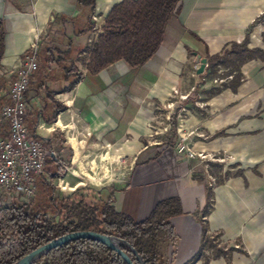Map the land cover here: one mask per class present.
I'll use <instances>...</instances> for the list:
<instances>
[{"label":"crops","instance_id":"obj_1","mask_svg":"<svg viewBox=\"0 0 264 264\" xmlns=\"http://www.w3.org/2000/svg\"><path fill=\"white\" fill-rule=\"evenodd\" d=\"M189 1L181 0L177 11L181 12L184 4ZM213 1L217 3H209H214ZM253 2L258 1L208 0L210 8L216 5L211 19L223 18L231 12L232 6L237 7L240 27L245 28L254 16L252 13L255 9L249 5ZM179 12H175L169 20L161 47L146 63L137 69H130L126 64L125 70L115 62L95 75H84L70 91L55 95V98L66 108L57 114L53 123L46 121L50 117L51 110L45 111L44 116L40 113L43 97L29 93L27 99L31 107L25 117V124L37 138L43 141L57 158L60 157L63 161L69 160V164L77 162L86 146L104 147L108 150L112 147L114 152L122 154L135 151L138 160L128 172L125 182L122 185L104 186L100 189H103L105 194L107 192L111 194L112 203L117 210L130 214L135 220L144 219L158 201L178 196L184 215L172 220L180 238L176 249V264H179L178 255L182 260L192 253L196 246L199 247L201 224L198 233L193 221L200 218L204 223V217L194 214L204 207L206 196L200 181L191 176L190 164L183 160L186 154L178 153L174 144L161 145L159 142L145 140L143 137H146L147 131L144 125L151 123L147 118H156L154 109H158L159 104L162 105L169 94L177 92V70L186 65L187 55L199 54L206 58V55L201 53V44L204 51L207 48L211 53H217L222 48L217 52L212 51L197 33L185 28L182 21L173 22V18H176ZM60 26L62 27L61 24ZM5 27L8 33L6 21ZM64 27L72 43L81 46L82 38L88 32L75 35L72 30L69 31L68 26ZM250 36L252 43L248 46L264 50V45L253 43L254 39H257L256 33L253 32ZM12 61L13 58L4 60L3 56L1 63L5 66H14ZM206 65L207 61L205 67ZM79 70L85 73V68ZM240 73L242 78L235 90L222 88L218 93H213L201 102L195 101L193 96L197 94L199 87L207 89L205 86L207 82H197L185 93L182 107L180 105L182 109L192 105L193 108L205 110L203 111L205 115L201 119L190 116L185 121L189 128L181 132L182 137L193 143V149L197 147V150L203 153L206 148L202 138L208 137L213 138L214 146L222 148L226 138L223 136L224 133L234 134V145L237 146V142L244 140L241 133L258 128L264 129V60L257 58L245 61L240 66ZM59 83V81L54 83L47 81V86L57 87ZM188 98L192 100H187ZM167 107L171 106L167 105ZM258 108L263 111L256 112ZM174 119L173 116L171 122L173 129L176 128ZM40 125L43 127L39 128ZM227 126H232L229 128L231 132L227 131ZM130 136L133 137L134 142L141 144V140H145L146 143L142 148L132 146L127 139ZM256 151L255 143L245 152L241 148H236L235 154L244 153L251 156L257 155ZM90 155L91 153L87 152L83 156ZM101 160H106V157L102 155ZM91 164L95 166L96 162L92 161ZM78 169L81 170L82 175L96 184L105 179L108 172L104 164L100 167L105 175L102 177L97 173L87 172L81 162L78 164ZM71 174L78 176L76 170L71 169ZM82 183L78 181L75 187H80L78 185ZM60 186L62 189H73L64 181H60ZM208 215L206 216L209 217ZM259 240L261 241V237Z\"/></svg>","mask_w":264,"mask_h":264},{"label":"trees","instance_id":"obj_2","mask_svg":"<svg viewBox=\"0 0 264 264\" xmlns=\"http://www.w3.org/2000/svg\"><path fill=\"white\" fill-rule=\"evenodd\" d=\"M77 2L81 13L78 17L63 15L59 19L61 37L38 44L40 62L25 91L26 97L29 93L43 97L41 115L51 110L47 123H53L57 114L66 108L55 95L70 91L84 75H95L117 61H124L130 69H137L146 63L161 47L166 27L181 0H120L111 6L100 32L86 50L72 43L64 26L69 23L75 35L91 31L97 0ZM252 26L248 27L241 42H226L217 53H211L206 48L207 65L200 75L204 76L208 70L223 66L226 70L230 69L227 75H233L221 87L235 90L242 78L240 66L250 59L264 60L263 49L248 47V34ZM6 33L5 21L0 17V63L4 56ZM81 52L87 54L83 62L85 73L76 66L77 55ZM47 81L60 83L52 88L47 86ZM1 134L4 132L0 129ZM64 164L68 165L69 160L52 156L47 158L44 174L37 182L34 204L12 202L0 206V264H14L49 241L78 231H94L121 239L126 245L120 248L133 264H140L137 254L144 264H176L180 238L172 220L184 215L178 196L158 201L144 219L135 220L130 214L117 210L111 194H105L103 189L89 195L78 187L71 193L56 196L54 186L47 177L63 178L66 173ZM209 204L207 197L204 207L194 216L208 215ZM200 221L198 250L184 264H192L200 259L202 246L208 237L206 226ZM34 264L128 263L117 251L99 241L77 238L51 249Z\"/></svg>","mask_w":264,"mask_h":264},{"label":"rangeland","instance_id":"obj_3","mask_svg":"<svg viewBox=\"0 0 264 264\" xmlns=\"http://www.w3.org/2000/svg\"><path fill=\"white\" fill-rule=\"evenodd\" d=\"M119 1L97 0L95 13L92 17L94 27L84 35L79 47L86 50L92 44L100 32L104 18L111 6ZM257 1L249 4L255 11L252 13L254 14L252 20L245 28L240 27V17L236 13L237 7L232 6L231 12L224 15L223 18L211 19L216 5L210 8L208 0L186 2L181 12L177 11L178 8L176 9V12L179 13L176 18H173V22L175 20L182 21L185 28L197 33L215 52L222 47L223 43L241 42L248 27L253 24L248 34V44L252 43L250 35L254 32L257 39H254L253 43L260 46L264 45V0ZM213 2L209 3H217V1ZM80 14L77 0H0V17L5 19L8 27V33L5 36L4 60L10 58L14 60L12 61L14 66H5L0 63V89H8L16 76L19 60L32 53V45H36L38 51V44L42 45L51 39L61 37L60 29L62 27L59 22L61 16L73 18ZM66 26L71 32V25L67 23ZM241 32L242 34H240ZM200 47L201 53L206 55L202 44ZM77 56V68L84 69L83 62L87 54L81 52ZM37 60L39 63L40 56H37ZM199 66V63H195V55H187L186 65L177 70V92L169 94L162 105L158 103L159 108L154 109L153 112L156 118H147L151 123L144 125L147 135L143 138L147 141L159 142L161 145L173 146L174 144L176 148L184 144L193 152L192 157L186 154L183 160L190 164V174L200 181L203 193L206 198L209 197L210 204L208 206L209 217L203 218L208 237L202 246L200 259L192 264H264V129L258 128L251 132L241 133L244 140L237 142V146L234 145V134L224 133L223 136L226 138L222 148L214 146L215 141L212 137H208L202 138V142L205 143L204 148H206L203 153L197 150V147L193 149V143L186 137H182L181 132L189 128L185 121L190 116L201 119L205 115L203 112L205 110L193 108L192 105L182 109L181 103L185 93L197 82H207L205 85L207 89L199 87L196 97L193 96L195 101L201 102L211 96L216 89L222 88L221 83L229 82L233 75V73L227 75L230 69L226 70L223 66H218L213 70H208L204 76H200L204 69L198 74L196 71ZM1 101L0 99V104ZM167 105L171 107L169 108ZM261 111L263 109L258 108L256 112L260 113ZM173 116L176 121L174 129L171 124ZM231 127H226L228 132H231L229 129ZM251 138L257 139V141H253ZM127 139L132 146H139L138 148H142L146 143L145 140H141V144L134 142L132 136ZM255 143L257 144V155L235 154L236 148H241L245 152ZM87 152H90L91 155L83 156ZM102 155L106 157V160H101ZM136 157L135 151L122 154L114 152L112 147L108 150L104 147L86 146L75 164H64L66 173L63 178L48 176L47 179L54 186L56 196L73 192L78 188L75 187L78 181L83 182L78 186L83 188L85 194L90 195L104 186L122 185L131 167L137 162L138 158ZM92 161L96 162L95 166H92ZM80 162L87 172L97 173L99 177L105 176L100 167L103 164L106 165L108 168L106 178L98 184L91 182L78 169ZM71 169L76 170L78 176L72 175ZM60 181L69 184L73 189H62ZM32 202L34 204V199ZM200 222V218L193 221L198 233ZM197 250L196 246L193 252L182 260L178 255L179 264H184L193 258Z\"/></svg>","mask_w":264,"mask_h":264},{"label":"built area","instance_id":"obj_4","mask_svg":"<svg viewBox=\"0 0 264 264\" xmlns=\"http://www.w3.org/2000/svg\"><path fill=\"white\" fill-rule=\"evenodd\" d=\"M31 49L29 56L19 60L16 76L8 89H0V129L4 132L0 135V206L12 202L31 203L47 158L57 159L56 154L25 124L31 107L25 91L38 64L36 45ZM116 65L127 69L124 61H117ZM177 152L193 156L184 144L177 147Z\"/></svg>","mask_w":264,"mask_h":264},{"label":"water","instance_id":"obj_5","mask_svg":"<svg viewBox=\"0 0 264 264\" xmlns=\"http://www.w3.org/2000/svg\"><path fill=\"white\" fill-rule=\"evenodd\" d=\"M195 56H196L195 63L200 64L199 68L196 71L199 74L203 71L207 59L201 57L199 54H195ZM77 238H88L95 241H99L105 244L106 246H108L109 248L117 251L128 264H133L129 259V257L120 248L121 245H126L124 241H122L117 237L104 235L94 231H78V232L68 233L66 235L59 236L49 241L45 245L30 252L23 258L16 261L14 264H34L40 257H42L44 254L49 252L51 249L65 243L68 240L77 239ZM137 257L139 258L140 264H144L142 258L138 254Z\"/></svg>","mask_w":264,"mask_h":264}]
</instances>
